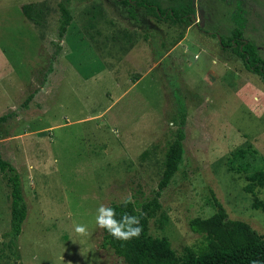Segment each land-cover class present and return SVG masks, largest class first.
<instances>
[{
    "label": "rangeland",
    "instance_id": "1",
    "mask_svg": "<svg viewBox=\"0 0 264 264\" xmlns=\"http://www.w3.org/2000/svg\"><path fill=\"white\" fill-rule=\"evenodd\" d=\"M153 1L188 4V24L140 7L132 18L116 0H0V158L20 175L26 204L13 240L0 174V264H126L98 209L154 196L180 105L183 156L149 234L185 257L226 246L225 219L264 236L245 174L227 170L249 155L264 168V84L219 42L240 7L264 58V0ZM60 4L72 17L62 36Z\"/></svg>",
    "mask_w": 264,
    "mask_h": 264
},
{
    "label": "trees",
    "instance_id": "2",
    "mask_svg": "<svg viewBox=\"0 0 264 264\" xmlns=\"http://www.w3.org/2000/svg\"><path fill=\"white\" fill-rule=\"evenodd\" d=\"M127 6L130 17L135 18L133 7H140L148 15L157 19L169 20L172 23L188 24L190 6L180 9L173 7L161 8L153 0H116ZM241 4V2L239 3ZM240 6V5H238ZM61 19L59 36H62L66 26L72 19L69 9L60 4ZM235 27L227 36H220V45L239 56L245 69L260 77L264 84V58L261 57L256 44L243 34L246 22L244 11L239 7L233 17ZM176 129L174 138L168 143L164 154V167L154 196L141 203L132 201L126 203L111 202L106 207L115 210L117 220L127 213L139 219L142 231L138 237L121 240L113 237L107 229L102 228L106 244L126 264H264V236L259 235L246 222L233 219L222 221L228 243L226 246L215 248H200L189 257L178 255L172 250L165 238L153 237L148 232L149 218H152L161 208L159 197L161 191L169 184L183 156V139L185 124V108L180 105L177 109ZM3 117L0 118V121ZM227 170L244 173L246 184L244 191L252 195L251 207L264 214V196L259 198L256 191L264 186V168L259 166L254 155L244 158L237 157L227 162ZM0 174L6 181L10 193V231L13 240L19 235L22 223L26 217V204L23 198L20 175L13 165L0 158ZM223 216V215H222ZM136 225H134L135 227Z\"/></svg>",
    "mask_w": 264,
    "mask_h": 264
},
{
    "label": "clouds",
    "instance_id": "3",
    "mask_svg": "<svg viewBox=\"0 0 264 264\" xmlns=\"http://www.w3.org/2000/svg\"><path fill=\"white\" fill-rule=\"evenodd\" d=\"M132 197L129 195L126 203H131ZM96 222L100 228L107 229L108 232L115 238L128 240L133 237H138L142 231L139 227V219L136 216L125 213L120 220L115 218V210L110 207L101 205L98 209ZM134 225H136L134 227ZM75 232L80 235H86V228L83 225H77Z\"/></svg>",
    "mask_w": 264,
    "mask_h": 264
}]
</instances>
